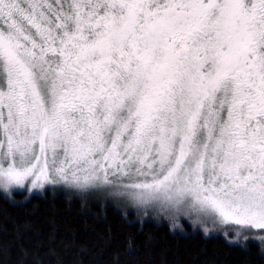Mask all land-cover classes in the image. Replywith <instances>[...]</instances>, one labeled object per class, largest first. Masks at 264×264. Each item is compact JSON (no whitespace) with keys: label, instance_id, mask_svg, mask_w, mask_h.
<instances>
[{"label":"snow or ice","instance_id":"snow-or-ice-1","mask_svg":"<svg viewBox=\"0 0 264 264\" xmlns=\"http://www.w3.org/2000/svg\"><path fill=\"white\" fill-rule=\"evenodd\" d=\"M0 78L4 188L111 173L264 230V0H0Z\"/></svg>","mask_w":264,"mask_h":264},{"label":"trees","instance_id":"trees-1","mask_svg":"<svg viewBox=\"0 0 264 264\" xmlns=\"http://www.w3.org/2000/svg\"><path fill=\"white\" fill-rule=\"evenodd\" d=\"M0 194V264H264V239L173 231L61 190ZM264 232V231H256ZM253 234V233H252Z\"/></svg>","mask_w":264,"mask_h":264},{"label":"rangeland","instance_id":"rangeland-1","mask_svg":"<svg viewBox=\"0 0 264 264\" xmlns=\"http://www.w3.org/2000/svg\"><path fill=\"white\" fill-rule=\"evenodd\" d=\"M2 83V78H0V86ZM0 164L7 166L2 159H0ZM49 167H52L51 159H49ZM131 182L132 179L129 177H119L109 173L107 181L101 176L100 179L88 184H76L71 182L69 175L68 182L56 179L55 182L45 183L42 187L37 186L36 188L31 186L30 180L25 182L23 186L4 188L3 185H0V194L12 200V193H25L24 199H27L31 195L42 194L46 190L55 192L58 189L85 203L107 204L125 214L130 213L137 220L148 219L165 222L175 232L197 231L208 235H220L229 241H234L233 238L238 237L239 233L242 238L247 237V234L240 230L238 225L224 223L217 216L193 207L191 202L187 200L169 201L162 197L140 198L136 194V190L128 187ZM247 229H249L247 232H251L249 233L250 237L264 239V232L255 233L264 230L250 227Z\"/></svg>","mask_w":264,"mask_h":264}]
</instances>
